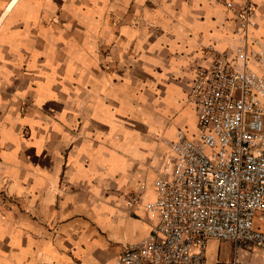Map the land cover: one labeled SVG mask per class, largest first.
<instances>
[{
	"label": "crops",
	"instance_id": "0c3cea01",
	"mask_svg": "<svg viewBox=\"0 0 264 264\" xmlns=\"http://www.w3.org/2000/svg\"><path fill=\"white\" fill-rule=\"evenodd\" d=\"M239 5L0 0V264H113L147 236L162 140L196 136L187 92Z\"/></svg>",
	"mask_w": 264,
	"mask_h": 264
},
{
	"label": "built area",
	"instance_id": "2783aa9c",
	"mask_svg": "<svg viewBox=\"0 0 264 264\" xmlns=\"http://www.w3.org/2000/svg\"><path fill=\"white\" fill-rule=\"evenodd\" d=\"M234 16L239 44L199 68L187 92L197 134L162 140L144 205L149 232L113 264H209V242L232 245V258L213 264H251L240 253H264V42L248 36L252 0Z\"/></svg>",
	"mask_w": 264,
	"mask_h": 264
},
{
	"label": "rangeland",
	"instance_id": "374dc122",
	"mask_svg": "<svg viewBox=\"0 0 264 264\" xmlns=\"http://www.w3.org/2000/svg\"><path fill=\"white\" fill-rule=\"evenodd\" d=\"M261 229L264 231V224L261 225ZM254 252L257 253L255 255L253 254V257L250 256L246 259L250 261L252 258L254 264H264V253L260 250H255ZM206 256L209 264H213L216 261H226L229 258L231 259L232 245L227 242H209Z\"/></svg>",
	"mask_w": 264,
	"mask_h": 264
}]
</instances>
